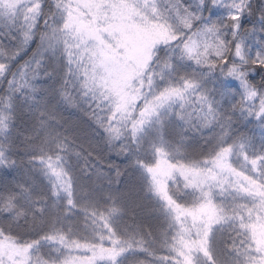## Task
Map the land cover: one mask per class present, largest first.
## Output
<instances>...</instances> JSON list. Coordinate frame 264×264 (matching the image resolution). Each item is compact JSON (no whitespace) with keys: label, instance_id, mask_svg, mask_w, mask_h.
I'll return each mask as SVG.
<instances>
[{"label":"snow or ice","instance_id":"obj_1","mask_svg":"<svg viewBox=\"0 0 264 264\" xmlns=\"http://www.w3.org/2000/svg\"><path fill=\"white\" fill-rule=\"evenodd\" d=\"M213 8L226 9L227 16L210 19ZM250 22L259 30L247 27ZM0 23L15 33H6L14 46L0 42V83L7 85L0 92V169L17 174L0 176V217L31 226L0 228V264H223V257L264 264V150L253 151L255 137L233 127L255 120L264 129V0H196L195 6L185 0H0ZM249 37L261 44L255 55L246 47ZM33 43L31 55L13 70ZM50 57L64 58L55 91L73 106L77 92L109 145L134 154L162 219L147 225L138 216H152L150 202L129 211L126 193L97 194L95 184H77L68 156L84 170L88 158L61 142L49 123L55 116L36 100L42 91L36 81L53 75L46 70ZM178 62L202 72L180 74ZM211 75L238 82L239 99L230 108L221 101L236 95L233 85L219 93L201 87ZM17 97L36 105L26 133L15 128ZM172 117L185 131L212 130L205 137L212 141L209 151L193 157L182 135L179 146L171 143ZM147 150L151 162L142 159ZM36 172L47 178L51 201L33 195ZM95 174L97 180L103 175L100 169ZM120 176L117 170L109 183ZM185 193L191 199L181 201ZM77 212L81 217L70 219ZM28 232L38 238L25 239ZM225 232L231 251L216 246ZM42 244L51 246L47 255L40 254ZM129 256L136 259L126 261Z\"/></svg>","mask_w":264,"mask_h":264},{"label":"trees","instance_id":"obj_2","mask_svg":"<svg viewBox=\"0 0 264 264\" xmlns=\"http://www.w3.org/2000/svg\"><path fill=\"white\" fill-rule=\"evenodd\" d=\"M186 4H191L195 6L196 0H185ZM166 6V5H165ZM206 15L215 21H221L227 16V10L224 8H213L209 12L206 13ZM245 20L251 21L252 18L250 17H245L243 18ZM247 27H253L255 26L257 30H259L260 25L258 22L255 24L253 23H248L246 25ZM15 35L14 31H10L8 27H6L3 23H0V42H3L7 44L8 46H14L15 41L8 39V36L6 35ZM230 35L226 37V39H230ZM246 47L249 51L250 55H255L257 52H260L261 49V44L257 42V38L255 37H249L245 41ZM35 47V43H33L28 49H26L20 56L16 58V61L13 64V70L15 69V65L23 63L25 59H27L32 52V49ZM64 58L60 57L58 60L56 58L50 57L46 61V70L49 72H52V76H43L42 79L36 81V84L41 87L42 91L41 93L37 94L36 100L40 101L44 107L51 108L55 112H57L59 115H61L65 120H73L75 121L79 114L74 113V110L67 109L66 106H64L62 103H58V96L55 91V89L59 86V83H61V78L63 76L64 72ZM177 67L179 69L180 74H186L191 76L193 73H201L202 70L197 68L195 65H193L191 62H178ZM255 79L258 81L261 79L260 75H255ZM201 84L202 88H208V89H213L217 93L220 91H224L223 85L224 84H231L233 87L230 89L231 92L235 93L236 95H233L230 99L225 98L221 101L222 107L227 109L231 107V103H234L236 100L239 99V84L236 81H223L220 77L216 75H211V76H205L202 80L199 81ZM6 88V84L0 83V92L3 91V89ZM217 98H219V95H217ZM35 107L36 105L33 104ZM27 107V104L25 102V99L22 97H17V103H16V113H17V118H16V123H15V128L17 129L18 133H26L28 130H30L32 123L34 122L33 116H32V111H25ZM234 118H239V113L234 114ZM87 126L84 125H74L70 131L73 132L76 135L77 142L78 143H83L87 146H91L96 143V137L97 134L103 135L102 132H100L97 129V132H91L90 129L96 128L95 125L90 124L89 122H84ZM169 134L167 135V139L173 143L175 146H179L180 140H179V135L177 132V129L179 128L181 131L184 129V125L182 122L177 121L174 117L171 118L169 122ZM234 129L237 131H246L248 132L249 135H253L254 141L253 144L251 145V148L253 151L255 150H264V129H261L259 127V124L255 120H247L243 122H237L236 124L233 125ZM213 132L212 130H204L201 134H193L189 139L185 141L189 152L191 153L192 156L194 157H199L204 154H206L209 149L212 146V141L211 140H206L205 137L212 136ZM22 139V136L17 135L16 140L17 142ZM144 147L145 149H150V141L148 139L145 140L144 142ZM183 151V149H182ZM18 156L23 157L24 153L22 151H19L17 153ZM142 159H144L147 162H151L152 160V154L150 150L145 151L144 153L141 154ZM15 158V157H14ZM106 160L109 163H115L117 165L121 166H126L128 157L127 156H119L115 152H109L106 155ZM68 166H70V171L74 173L76 177V182L77 184L83 183L85 187H89L91 182L89 177L84 176L80 172V168L82 166V161L78 160L76 157H69L68 160ZM5 172H12L13 176H16L17 174L11 170V169H0V176H3ZM134 174L138 175L141 177L140 181L138 182L137 186L139 187V190L134 197H127L126 198V207L129 208V211L135 210V205L137 203H145V202H150L149 207L156 210L153 212L152 216H143L139 217L145 224L147 225H152L155 222H157L159 219H162V210L160 207L159 201L150 193L147 191V186H146V180H145V174L143 171L136 166L134 169ZM33 176L35 183L32 184V191L34 196H45L47 197L50 201L54 198L50 196V184L47 180L46 177L43 176L42 173L36 172V173H31ZM18 179L20 177H17ZM31 183V181H29ZM97 194L101 193V191L95 189ZM100 201H103V197L100 196ZM181 201L185 200H190L191 196L187 193L181 195L179 197ZM221 197H217V201H221ZM62 206V205H61ZM81 213L77 212L75 216L70 217L72 220H76L81 217ZM124 220L130 221L131 218L129 216H125ZM124 221H121L123 224ZM6 221L3 217H0V224H5ZM19 231V229H15ZM227 233H219L216 237V246L218 249H222V237H227ZM25 239H37L38 234L35 232H28L24 236ZM51 246L47 244H42L41 246V255H47ZM142 258V256L140 257ZM135 256H129L126 258L127 260H135Z\"/></svg>","mask_w":264,"mask_h":264},{"label":"clouds","instance_id":"obj_3","mask_svg":"<svg viewBox=\"0 0 264 264\" xmlns=\"http://www.w3.org/2000/svg\"><path fill=\"white\" fill-rule=\"evenodd\" d=\"M56 93L59 98L57 101L58 103H62L64 106H66L67 109L74 110V113L79 114L78 118L75 121L70 119L65 120L61 115H59L51 108L45 107V110H50L51 114L55 116V119L50 121L49 123L59 133V138L61 142L68 143L70 147L76 148L77 150L81 151L82 154H85L87 156L88 169L87 170L83 169V162H82L80 172L84 176L89 177L91 184H95V189L101 192L110 191L114 195H120L121 193H126L127 197L136 196L139 190L137 184L140 181L141 177L134 174V169L136 168L134 154L133 153L120 154L118 151L120 144H115L111 146L109 145L107 134L97 127V125L94 122V119L91 117V109H89V107L87 106V102L84 101L77 92L72 93V96L74 98V106L72 103L64 100L58 91H56ZM25 102L27 104L25 111H29L31 110V108H34V106L31 104L30 101L25 100ZM37 115L38 114L32 111L33 119L36 118ZM84 122H89L90 124L96 126V128L90 129L91 132H97L98 129L100 132L103 133V135L97 134V137L95 138L96 143L91 146H87L83 143H78L76 135L70 131V129L74 125L87 126L86 124H84ZM177 132L179 136L182 135L185 138V140H187L193 134L199 135L203 131H201L198 128L192 127V128H188L186 131L185 130L181 131L178 128ZM126 143H127L126 140L121 141V144H126ZM49 150H55V145H50ZM109 152H115L119 156H127L128 160L126 166L117 165L115 163H109L105 158ZM69 157H75V156L69 155L67 159V163ZM109 165H111L112 167H109ZM96 169H100V171L103 173V175L100 176L98 180L95 174ZM117 170L121 172V176L118 179V183H109V181H113L116 179ZM87 172H91L92 174L87 175ZM9 227L13 229L19 227L20 229L26 231L29 230L31 226L23 222H20L19 225L0 224V228H9ZM221 240H222V249L224 247H227L228 250L231 251L232 239L227 235V237H222ZM222 261L223 264H232V261L229 260L227 257H223Z\"/></svg>","mask_w":264,"mask_h":264}]
</instances>
